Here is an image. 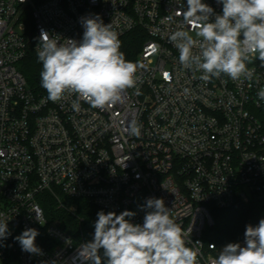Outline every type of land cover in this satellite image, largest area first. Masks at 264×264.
I'll return each mask as SVG.
<instances>
[{"label": "built area", "instance_id": "built-area-1", "mask_svg": "<svg viewBox=\"0 0 264 264\" xmlns=\"http://www.w3.org/2000/svg\"><path fill=\"white\" fill-rule=\"evenodd\" d=\"M204 2L221 12L216 0ZM184 3L0 0V220L11 231L0 244V264H73L86 241L47 217L48 198L72 216L77 202L135 211V223L144 216L138 206L163 198L186 246L200 249L198 264H212L227 244L205 240L215 210L264 205V101L257 96L264 67L258 60L248 65L252 80L207 82L185 69L169 41L174 31L188 30L176 10ZM96 14L118 34L122 52L128 34H144L136 83L123 102L100 110L81 100L76 111L75 94L54 103L44 88H30L18 64L30 51L37 56L41 29L61 43L79 40L80 18ZM133 120L139 137L128 133ZM75 219L80 226L83 219ZM26 228L39 231L42 255L23 252L15 241Z\"/></svg>", "mask_w": 264, "mask_h": 264}, {"label": "clouds", "instance_id": "clouds-1", "mask_svg": "<svg viewBox=\"0 0 264 264\" xmlns=\"http://www.w3.org/2000/svg\"><path fill=\"white\" fill-rule=\"evenodd\" d=\"M216 3L222 5L220 13L204 0L178 5L177 15L188 28L169 36L178 50V61L185 69L202 73L199 78L206 82L223 76L232 81L252 80L255 70L248 65L258 60L264 67V0ZM79 22L82 38L63 43L41 29L37 45L41 87L54 103L66 93L75 94L72 108L76 111L81 100L100 110L122 103L124 91L136 83L137 65L126 60L118 34L99 14L81 17ZM257 96L264 101V88ZM128 133L141 135L135 120ZM138 207L144 212L142 223L134 222L135 211H98L92 239L77 248L73 264H198L200 249L186 246L182 226L163 198H147ZM10 235L7 221L0 220V244ZM39 235L36 228H26L14 239L23 252L42 255L36 244ZM212 264H264V219L256 226L246 225L243 245L227 243Z\"/></svg>", "mask_w": 264, "mask_h": 264}, {"label": "trees", "instance_id": "trees-1", "mask_svg": "<svg viewBox=\"0 0 264 264\" xmlns=\"http://www.w3.org/2000/svg\"><path fill=\"white\" fill-rule=\"evenodd\" d=\"M144 34L134 31L128 34L124 41V54L127 61L135 63L136 56L144 43ZM18 69L23 74L30 88L40 89V71L42 64L38 61L34 52L30 51L19 62ZM76 215L83 219L78 226L75 216L69 215L63 210L56 208L54 200L48 198L42 206L50 220L58 222V225L68 233L75 236L81 233L82 238L87 242L92 239L94 233V221L97 219V212L101 209L89 206L83 202H77ZM106 212V211H105ZM214 225L206 231L205 240L209 243L223 244L238 239H244L246 225H258L264 219V205L252 203L249 205L236 204L225 210L213 212Z\"/></svg>", "mask_w": 264, "mask_h": 264}]
</instances>
